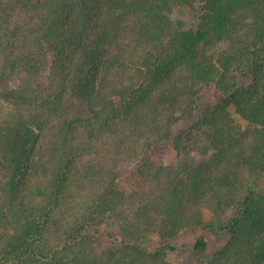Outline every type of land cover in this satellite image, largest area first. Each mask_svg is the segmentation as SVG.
<instances>
[{
	"label": "trees",
	"instance_id": "1",
	"mask_svg": "<svg viewBox=\"0 0 264 264\" xmlns=\"http://www.w3.org/2000/svg\"><path fill=\"white\" fill-rule=\"evenodd\" d=\"M187 6L198 28L175 17ZM208 88L180 161L151 160ZM133 164L148 187L126 195ZM248 173L264 174V0H0V264H172L169 240L208 200L236 209L233 239L198 264H264ZM92 225L127 257L99 251Z\"/></svg>",
	"mask_w": 264,
	"mask_h": 264
},
{
	"label": "rangeland",
	"instance_id": "2",
	"mask_svg": "<svg viewBox=\"0 0 264 264\" xmlns=\"http://www.w3.org/2000/svg\"><path fill=\"white\" fill-rule=\"evenodd\" d=\"M175 17L184 19L189 27L198 28L202 22V12L199 7L187 6L183 11L177 12ZM204 46L205 44L202 43ZM220 45L206 44L208 54L218 51ZM252 80L250 77L241 78V83L247 85ZM201 111H195L193 114H187L172 127V137L169 140L156 144L149 154V158L160 164H177L181 155H179L174 146V140L178 137H183L184 142L187 141L188 136L198 133L197 122L206 113V108H214L218 101V95L214 88L204 90L201 98ZM214 151L211 152V154ZM38 153V146L35 149V154ZM210 154L203 156L201 160H207ZM32 178L28 181L30 182ZM245 190H255L257 192L264 191V174L248 173L245 179ZM147 182L139 176L138 165L133 164L126 177L119 181V190L130 195L136 191L145 190ZM204 221L202 224L183 229L176 237L169 240L173 248L168 249V261L172 264H198L200 261L213 260L218 252L223 250L233 239V234L226 229V225L237 213L233 207H220L216 201L208 200L201 204ZM92 235L96 238L97 247L99 251L111 249L115 256L118 250H121L123 255L127 257V251L123 250L121 245L120 235H109L106 226L100 229L92 225L90 227ZM203 238L206 246L204 249L197 248L195 243ZM143 245L150 246L159 243L158 237L147 239L142 242Z\"/></svg>",
	"mask_w": 264,
	"mask_h": 264
}]
</instances>
